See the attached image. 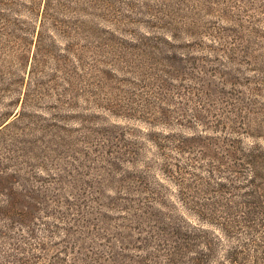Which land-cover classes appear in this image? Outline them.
<instances>
[{
  "label": "rangeland",
  "instance_id": "1",
  "mask_svg": "<svg viewBox=\"0 0 264 264\" xmlns=\"http://www.w3.org/2000/svg\"><path fill=\"white\" fill-rule=\"evenodd\" d=\"M28 5L0 0V168L51 215L32 244L2 236L0 264L65 245L73 264H175L178 196L212 199L210 176L263 152L264 0Z\"/></svg>",
  "mask_w": 264,
  "mask_h": 264
},
{
  "label": "trees",
  "instance_id": "2",
  "mask_svg": "<svg viewBox=\"0 0 264 264\" xmlns=\"http://www.w3.org/2000/svg\"><path fill=\"white\" fill-rule=\"evenodd\" d=\"M28 2L34 16L41 18L51 0ZM76 8H72V11L77 12ZM38 33L39 26L36 29V34ZM4 113L7 115L3 116L10 114ZM241 149L242 159L238 169L234 170L232 167L228 172L222 169L218 177L210 176L209 183L216 190L215 197L199 202L183 195L178 196V202L191 215L193 223H189L188 243L179 240L176 245L168 247L172 248L167 256L169 260H173L171 262L264 264V149L263 152H259L258 147L257 150L251 147ZM233 171L237 173L231 176ZM17 175L14 169L0 168V195H3L0 198V216L3 219L0 224V241L2 236L16 238L18 242L15 247L20 248V242L32 244L28 239L34 236L35 224L44 223L48 227L49 222L42 216L47 217L51 213L45 206V194L40 193L44 188L39 184L24 188L17 182ZM235 178L237 182L234 181ZM34 182H37V179ZM41 200L45 203H41ZM46 226L42 228L46 229ZM22 227L25 234L18 231ZM60 251L62 256H58V253L55 255L58 264L74 263V257L66 255V245ZM37 256L38 253L28 252L26 255L10 259V262L30 264ZM56 263L50 261L46 264Z\"/></svg>",
  "mask_w": 264,
  "mask_h": 264
}]
</instances>
